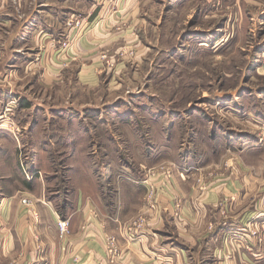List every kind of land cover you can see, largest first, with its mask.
I'll use <instances>...</instances> for the list:
<instances>
[{
  "label": "rangeland",
  "instance_id": "374dc122",
  "mask_svg": "<svg viewBox=\"0 0 264 264\" xmlns=\"http://www.w3.org/2000/svg\"><path fill=\"white\" fill-rule=\"evenodd\" d=\"M109 1L114 9L122 0ZM138 1L147 29L136 39L144 52L132 44L100 50L98 87L78 85L76 66L56 92L31 84L28 65L0 82V157L11 154L29 176L35 158L46 194L60 203L72 191L70 156L94 162L98 179L124 167L136 178L159 173L165 189L175 186L174 175H192L201 192L214 174L264 179V0ZM104 2L83 0L55 36L42 30L34 62L48 48L60 56L94 18L103 19L89 8ZM120 63L126 72L117 71ZM101 183L112 194L111 183ZM143 183L145 198L155 187V207L158 188L147 177ZM108 237L107 259L116 264Z\"/></svg>",
  "mask_w": 264,
  "mask_h": 264
},
{
  "label": "crops",
  "instance_id": "0c3cea01",
  "mask_svg": "<svg viewBox=\"0 0 264 264\" xmlns=\"http://www.w3.org/2000/svg\"><path fill=\"white\" fill-rule=\"evenodd\" d=\"M82 1L0 0V82L8 83L11 71L19 76L28 65L31 84L56 92V86L71 81L76 66L77 84L94 89L103 76L97 71L100 50L132 44L143 54L136 38L147 25L139 1L122 0L113 9L105 0L103 6L89 8L93 17L103 19L94 18L60 56L48 48L35 63L40 32L55 36L66 31V18ZM116 68L124 73L128 66L120 63ZM16 140L17 146L25 145L22 138ZM4 157H0V264H110L108 236L118 248L116 264H264V179L258 174L247 171L238 179L214 174L206 192L198 191L189 174L183 179L174 175L175 186L167 189L161 174H147L143 177L158 188L157 205L149 208L144 178H136L139 173L121 166L123 171L112 169L106 179H98L94 162L70 156L66 180L72 191L60 203L46 194V179L35 158L29 176L18 168L15 157ZM105 180L111 183L112 194L102 193ZM22 198L30 199V204H22ZM59 219L69 223L64 238L58 234Z\"/></svg>",
  "mask_w": 264,
  "mask_h": 264
},
{
  "label": "built area",
  "instance_id": "2783aa9c",
  "mask_svg": "<svg viewBox=\"0 0 264 264\" xmlns=\"http://www.w3.org/2000/svg\"><path fill=\"white\" fill-rule=\"evenodd\" d=\"M154 195L156 197V191H155V187L149 186V190L146 196V201L147 203L149 202L150 207H154ZM31 200L28 198H22L21 199V203L22 204H30ZM142 222L140 221V224ZM139 224V225H140ZM138 226V225H137ZM57 229H58V234L60 238H64L68 233H69V223L66 220L63 219H59L57 222ZM108 241V252L110 255H116L118 248L115 245V239L113 237H108L107 238Z\"/></svg>",
  "mask_w": 264,
  "mask_h": 264
}]
</instances>
